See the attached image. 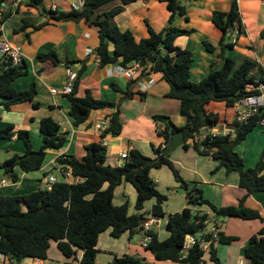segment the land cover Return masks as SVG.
Returning a JSON list of instances; mask_svg holds the SVG:
<instances>
[{"label": "trees", "instance_id": "16d2710c", "mask_svg": "<svg viewBox=\"0 0 264 264\" xmlns=\"http://www.w3.org/2000/svg\"><path fill=\"white\" fill-rule=\"evenodd\" d=\"M44 0H31L29 5L39 6ZM111 0H86L82 10L73 9L69 12L57 14V20L87 21L99 27L101 44L97 53L101 56V64L108 65L120 63L130 66L134 61H140L144 67L143 73L152 66L154 72H160L170 84L169 97L177 98L181 102L180 112L187 118L186 124L177 126L166 115H155V119L165 123V128L158 127V132L164 137L165 143L178 130L184 132L183 146L190 147V140L197 136L205 135L194 142L202 154H209L220 159V164L228 172H239V184L249 193L264 192V158L254 167H246L243 157L234 147L243 141L248 133L258 125L263 117L259 112L245 121L235 120V133L215 134L206 129L215 127L220 115L208 111L206 104L210 101H224L231 107L247 96L249 92L246 85L259 78L255 69L257 62L251 58H244L237 65L236 61L225 56L227 47L235 43L230 41L229 32L236 23L241 25V14L237 0H233L228 11L215 10L212 15L213 23L222 31V50L219 53V63H212L210 73L199 82L190 78V68L193 62L192 51L182 48L175 43L176 38L182 34H189L190 30L173 25L177 14H185L186 7L181 0H164L170 10L169 25L156 31L149 26V35L137 40L132 30H122L111 21V17L123 10V7L97 15V9ZM134 0H125L130 3ZM20 8V7H19ZM13 11L10 2L0 0V23ZM28 22L19 29H25ZM239 25V26H240ZM264 38V32L261 33ZM114 41L115 52L110 49V41ZM206 48L216 50L210 42L205 41ZM41 59H52L60 63V58L55 50L40 54ZM74 61H68L74 65ZM74 67V66H69ZM76 68V67H75ZM77 69V68H76ZM85 68L79 70L74 93L69 95L72 108L71 115L77 125L85 122L95 109L116 108L111 117L108 134L115 136L123 132L121 122V102L134 98L132 89L123 90L113 84L124 96L121 102H113L95 97L91 91L86 96L77 95L80 79ZM30 72L29 64L23 62L15 64L10 56L0 50V97L8 109L16 105L31 102L35 108H40L41 103L36 101L39 93L37 83L27 89H19L15 85L17 78ZM260 79H263L262 77ZM142 96L145 94L142 92ZM41 132L44 135V144L40 149H35L28 128L17 129L15 125L0 128V139H13L16 135L24 140L27 150L16 153L4 162L0 168L5 170L13 181L21 178L18 168L25 172L42 169L45 165L50 149H60L68 141V136L63 132L61 123L52 116L42 118ZM154 156L145 155L140 149L133 148L126 158L125 165H112L108 163V147L103 142H93L86 146L87 154L84 158L76 155L65 154L59 157L61 167L69 169L74 176L83 180L70 182L59 180L53 187L40 188L30 193L20 195H5L0 189V253L5 255L9 263L27 260L47 259L52 242H58L59 248L68 257L65 264H97L99 249L97 245L102 233L111 230L114 237L120 238L129 233L131 237L143 232L151 235L147 244L159 260H172L181 264H201L206 254L201 247L202 240H211L214 231L218 229L220 218L238 217L247 220L259 219L264 222L261 213L244 205L245 196L240 198L237 205L217 206L203 196L196 186L190 187L181 175L180 169L170 158V153H164L163 146H153ZM169 166L177 181L186 193L188 207L180 212L166 214L164 202L167 196L158 188L151 170L154 167ZM128 181L137 191L134 205L127 201L118 205L115 203V190L118 185ZM108 184V187H106ZM155 198L156 202L145 210L147 200ZM208 205L215 216V230L199 237V232L204 230L211 220L207 213L193 214V205ZM167 216L166 228L170 236L164 240L159 238L155 229L144 231L143 223L151 217ZM188 234L196 236V242L187 251L184 243ZM217 239L211 243V258L218 264L215 242L231 243L238 238L226 235L217 230ZM82 255V257H81ZM247 264H264V225L254 234L245 248ZM110 264H141V258L132 254L117 255Z\"/></svg>", "mask_w": 264, "mask_h": 264}, {"label": "crops", "instance_id": "0c3cea01", "mask_svg": "<svg viewBox=\"0 0 264 264\" xmlns=\"http://www.w3.org/2000/svg\"><path fill=\"white\" fill-rule=\"evenodd\" d=\"M30 1L21 0L20 8L12 5V13L3 21L4 29L0 33V42L11 40L23 46L24 62L29 64L30 72L17 78L15 85L19 89H27L33 82H36L39 91L36 101L41 103V107L35 108L31 102H27L18 104L11 110L5 107L2 103L4 99L0 97V128L15 125L17 129H30L33 146L35 149H40L44 144V135L40 129L41 120L52 116L61 123L63 132L68 136V141L60 149L49 150L42 169L25 172L18 168L21 176L18 182L13 181L5 170L0 168L2 193L14 196L47 188L49 186L48 175H55L61 180L56 172H61L62 167L58 161L60 156L72 154L84 158L87 154L86 146L93 142H103L104 137L108 140V163L112 165H125L126 159L122 157V153L130 152L133 148L140 149L147 156H154L153 146L165 147L164 137L158 132V127L163 129L165 123L155 119L154 116L166 115L173 124L179 127L186 124L187 118L180 112V100L167 96L170 84L162 74L150 71L148 67L147 71L150 73L142 72L138 77L131 79L121 74L120 69L123 65L120 63L102 65L97 53L101 44L99 27L86 19L80 21L56 19L57 14L72 11L73 4L77 0H44L39 6L29 5ZM181 1L186 7V13L177 14L173 25L190 30V33L179 35L175 43L192 51L193 62L190 68V78L194 82H199L210 73L214 61L219 63V53L222 50V31L212 21L213 12L215 10L228 11L233 0ZM237 1L241 14V25L236 23L234 28L239 30V34L235 45L227 47L224 54L235 60L237 65L244 58L253 59L258 64L254 70L256 75L264 78V38L261 36L264 32V0ZM119 7H123V10L111 17L112 23L122 30H132L137 40L149 35V26L156 31H161L169 25L170 10L164 0H134L130 3H126L125 0H111L97 9V15ZM25 22L29 25L19 30ZM205 41L215 46L216 50L209 51ZM110 49L112 53L115 52L113 40L110 41ZM52 50L58 53L60 63L52 59H41V53ZM70 60L75 62L74 65L68 64ZM69 66L76 67L78 73L80 69L85 68L77 92L79 96H86L91 91L99 99L121 102L124 94L113 84L125 91L132 89L135 92L134 98L125 99L120 105L123 124L121 135L103 133L97 126L98 124L110 125L116 108L95 109L85 122L80 125L75 123L71 115L72 102L69 95L52 92L53 88L61 89L68 82ZM142 92L145 96H142ZM206 109L217 112L220 120L215 127L206 129L205 133L207 131L215 134L235 133V104L229 107L224 101H210L206 104ZM204 136L203 134L190 140L189 148H185L181 143L171 151L170 158L180 169L183 178L191 183L190 187L196 186L205 198L217 206L237 205L240 198L245 196L244 205L258 210L264 218V192L249 193L239 184V172H228L226 167L220 164V159L200 153L194 142H199ZM249 143L255 145L252 148V162H257L261 156L264 158V153H261L264 148V125L258 124L240 144L234 147L246 161L248 159H246L247 148L245 147ZM201 146L199 142V147ZM26 150L24 140L18 135L13 139H0V162L6 161L16 153H24ZM151 176L161 192L163 191L160 186L178 185L169 166L152 168ZM4 180H8L9 183L3 185ZM82 180L81 177L73 175L70 182ZM124 182L126 183L124 196L127 197V202L130 200L129 195L132 194L129 185L133 184L128 181ZM192 184L194 185L191 186ZM119 189L121 186L116 191ZM169 200L166 205V201L164 202L166 214L180 212L189 206L185 192L173 191L169 195ZM191 207L193 214L207 213L211 219L214 217V212L206 204ZM161 220L159 218V222L153 228L158 232L159 238L164 240L170 236V232L167 228H163V225L166 226L167 217L165 224L164 219ZM217 222L219 230L226 235L238 238L231 243L215 242L218 264H238L239 262L247 264L245 248L250 238L258 233L264 222L259 219L247 220L238 217L220 218ZM144 237L145 235L140 238L135 235L131 237L127 233L116 238L111 230L102 233L97 245L99 249L97 264H110L117 255L127 253L139 256L141 264H180L177 261L157 259L143 244ZM205 252L201 264H217L211 258L210 250ZM67 260L68 257L59 248L58 242H52L47 259H29L25 264H65ZM0 264L10 263L6 259H0Z\"/></svg>", "mask_w": 264, "mask_h": 264}, {"label": "built area", "instance_id": "2783aa9c", "mask_svg": "<svg viewBox=\"0 0 264 264\" xmlns=\"http://www.w3.org/2000/svg\"><path fill=\"white\" fill-rule=\"evenodd\" d=\"M10 2L15 8H19L21 6V0H5ZM86 5V0H77L76 3L73 4V9L82 10ZM55 9H57L55 7ZM1 15V12H0ZM4 29V23H0V33ZM239 34L238 29H231L229 32L230 41L235 43L237 41V35ZM0 50L10 56L15 64H21L25 59V51L22 45L16 44L11 40H5L0 42ZM92 52V50H90ZM98 59L101 60V56L98 55ZM144 70L140 61H134V63L130 66H121L120 72L122 75H125L131 79L138 77ZM78 70L75 67H68V82L63 86V88H53L52 92L54 94L61 93L64 95H71L74 93L75 86L78 79ZM246 90L249 92L247 96L238 100L235 103L236 106V120L237 121H245L259 113L260 111L264 114V78H257L253 82H249L246 85ZM259 125H264V115L258 122ZM98 128L106 133L109 130V124H98ZM161 128V127H160ZM165 128V127H164ZM163 128V129H164ZM162 129V128H161ZM103 144L108 145V140L106 137L103 138ZM129 152H123L122 157L128 158ZM61 173L65 177V180L70 181L73 176L72 172L69 169L64 167L61 168ZM59 181V178L55 175H50L48 182V188H52L53 185ZM8 180L3 181V185L8 184ZM159 222L158 217H151L144 221L143 228L144 231H149L153 229V226ZM215 230V227L212 231ZM217 230L214 231V236L211 240H202L201 247L205 251L210 250L211 243L214 239H217ZM151 240V235L146 234L144 238V245L147 246L149 241ZM196 242V236L188 234L186 236V240L184 243V250L187 251L192 245ZM0 259H5V255L0 253ZM10 264H22L20 262L10 263ZM37 264V263H33ZM181 264V263H180ZM238 264H246L244 262H239Z\"/></svg>", "mask_w": 264, "mask_h": 264}, {"label": "rangeland", "instance_id": "374dc122", "mask_svg": "<svg viewBox=\"0 0 264 264\" xmlns=\"http://www.w3.org/2000/svg\"><path fill=\"white\" fill-rule=\"evenodd\" d=\"M241 143V142H240ZM240 143H238V144H240ZM237 144V145H238ZM236 145V146H237ZM255 145H250V143H249V145H247L245 148H247L246 149V159H248V161H246L245 159H244V157H243V159L245 160V165H246V167H254L256 164H257V162L260 160V158H259V160H257V162H255V163H253L252 161V158H251V156H252V148L254 147ZM262 154L264 153V148L262 149V152H261ZM262 157V156H261ZM251 163V164H250ZM248 165H251V166H248ZM57 172V174L59 175V177L61 178V180H63L64 179V177H63V175L61 174V172H59V171H56ZM51 175V174H50ZM50 175H48V179H49V176ZM166 175H168V173H166ZM186 180V179H185ZM189 184H191L190 182H189ZM46 184H44V186H45ZM125 185H126V183L124 182L123 184L121 183L120 185H118L117 186V188H119L120 186H121V189H119L118 191H116L115 190V192H116V194H115V203L116 204H118V205H120V204H124V203H126V200H127V197H125L124 196V192L126 191V188H124L125 187ZM194 184H192L191 186H193ZM130 187H131V190H132V194L131 195H129V198H130V202L131 203H134L135 201H136V199H137V192H136V189L134 188V186L133 185H129ZM106 187H108V185H106ZM116 188V189H117ZM160 188H161V190L163 191L162 193L163 194H165L166 196H167V200H166V202H165V205L167 204V202H169L170 200H169V195L170 194H172V192L173 191H175V192H177V193H183L184 192V190H183V188H182V186H181V183L178 181V185H176V186H165V187H163V186H160ZM128 193H129V191H127ZM128 198V199H129ZM169 200V201H168ZM152 202H156V200H155V198H151V199H149V200H147L146 201V203H145V209H150L151 207H152V205H153V203ZM166 217L167 216H163V217H159L160 218V220L163 218L164 219V224H165V220H166ZM162 221V220H161ZM156 225H154V227H155ZM163 228H166V226L165 225H163ZM154 229V228H153ZM143 235H145L143 232H140V233H138V234H136L135 236L137 237V238H140V237H143ZM145 238V237H144ZM53 243H56L55 241H53ZM58 248V247H57Z\"/></svg>", "mask_w": 264, "mask_h": 264}, {"label": "water", "instance_id": "95a60500", "mask_svg": "<svg viewBox=\"0 0 264 264\" xmlns=\"http://www.w3.org/2000/svg\"><path fill=\"white\" fill-rule=\"evenodd\" d=\"M232 29H234V27ZM221 67H222V64H219L217 66V69H220ZM149 70L150 71L153 70L152 66H149ZM184 138L185 137H184L183 130L176 131L175 134L168 140V142L164 148V153H166V154L171 153V151L173 150L174 147L183 143ZM214 227H215V216L207 223L205 229L201 230L199 232V236H202L203 234L211 232Z\"/></svg>", "mask_w": 264, "mask_h": 264}]
</instances>
